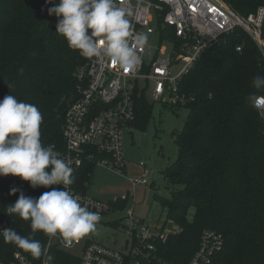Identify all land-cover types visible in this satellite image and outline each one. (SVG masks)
<instances>
[{"label": "trees", "instance_id": "16d2710c", "mask_svg": "<svg viewBox=\"0 0 264 264\" xmlns=\"http://www.w3.org/2000/svg\"><path fill=\"white\" fill-rule=\"evenodd\" d=\"M56 3L59 0H55ZM233 15L245 18L264 6V0H222ZM47 0H0V100L14 95L34 104L42 113L41 142L54 149L65 146L63 129L68 109L79 97L78 69L90 58L68 47L56 32L58 18L49 15ZM168 38L176 42L172 32ZM241 48V51H237ZM264 76V59L256 44L236 29L225 40L206 50L183 78L180 89L187 100L188 117L175 135L176 162L163 172L170 198H156L166 211L171 234L157 244L156 264H188L197 252L204 231L222 237V248L212 264H264V120L247 102L253 77ZM264 95V92L258 93ZM136 118L130 127L145 131L153 104L145 92L136 95ZM96 168L86 164L72 180L73 188L87 193L86 184ZM38 198L49 187L32 188L19 176H0V224L41 242L49 235L33 233L30 220L5 211L20 195ZM113 204V203H111ZM128 201L113 206L124 210ZM19 252H28L0 238V262L10 263ZM58 264L73 256L55 247Z\"/></svg>", "mask_w": 264, "mask_h": 264}, {"label": "built area", "instance_id": "2783aa9c", "mask_svg": "<svg viewBox=\"0 0 264 264\" xmlns=\"http://www.w3.org/2000/svg\"><path fill=\"white\" fill-rule=\"evenodd\" d=\"M117 3L127 7L131 13L128 19L134 34H153L155 31L151 24L157 17L161 24V42L170 43L173 51L168 55L162 45L156 52L150 51L147 44L138 50L141 63L132 72L97 58H90L78 69L75 76L80 85L79 97L67 111L63 129L65 146L54 149L72 167V180L86 164L101 166L125 176L127 163L123 134L136 118V95L145 92L153 102L165 106L184 105L187 98L180 89L183 78L206 50L224 41L236 29L244 31L251 38L264 59V6L242 18L230 13L222 0H117ZM169 32H172L176 42L170 41ZM237 51H241V48H237ZM139 166L143 174L130 180L133 187L149 184L150 170L143 162ZM66 187L79 198L82 206L99 213L97 225H102L108 214L119 210L113 206L114 203L119 200L129 202L133 197L129 191L114 202L104 203L88 193L78 192L72 184ZM49 188L63 189L64 186L53 185ZM169 225L165 226L163 222L151 226L130 214L124 218L122 225L127 240L120 250L87 240L78 255L72 251L82 243L81 239L74 241L71 247H65L61 236L55 234L49 235L39 261H30L16 252L7 264H58L53 252L55 247L73 256L70 264H156L157 244L164 243L171 234ZM107 226L117 228L118 225ZM0 229H3L1 224ZM0 238L3 236L0 235ZM222 244L220 235L204 231L198 250L188 264H212Z\"/></svg>", "mask_w": 264, "mask_h": 264}, {"label": "clouds", "instance_id": "9594fccd", "mask_svg": "<svg viewBox=\"0 0 264 264\" xmlns=\"http://www.w3.org/2000/svg\"><path fill=\"white\" fill-rule=\"evenodd\" d=\"M47 3L54 4L48 13L58 18L56 32L82 57L105 60L126 72L135 71L140 65L138 50L148 44L149 36L134 34L128 19L131 13L117 0H59L58 3L47 0ZM252 86L256 91L248 95L247 102L264 120V95L258 94L264 92V76L253 77ZM42 120V113L34 104L18 101L12 94L0 100V176H19L34 189L64 186L52 188L38 198L26 196L13 187L10 194L19 191L20 195L14 204L7 206L5 213L30 220L33 233L39 230L48 235L59 234L64 246L71 247L74 241L96 230L100 215L82 206L79 198L67 190L66 186L73 182V169L60 158L54 146L42 144ZM0 235L5 243L14 244L33 258L41 257L40 241L21 236L11 227L0 229Z\"/></svg>", "mask_w": 264, "mask_h": 264}, {"label": "rangeland", "instance_id": "374dc122", "mask_svg": "<svg viewBox=\"0 0 264 264\" xmlns=\"http://www.w3.org/2000/svg\"><path fill=\"white\" fill-rule=\"evenodd\" d=\"M160 22L155 17L151 24L153 34H149L148 48L157 51L160 45L165 47L167 54L173 51V46L167 41L161 42ZM180 66H178L179 68ZM147 99L153 104V112L145 131L129 127L124 130L123 149L127 163L126 175L119 176L106 168L96 166L92 179L87 186V193L104 203L114 202L118 198L131 192L133 197L124 210H118L107 215L102 225H97L96 230L81 239V244L76 246L72 253L81 254L83 244L87 240H95L115 249H121L127 240L122 232L124 218L133 214L136 218L145 220L149 225H161L166 219L164 211L155 195L161 198H170L171 192L163 172L171 167L178 158V147L175 144V135L179 134L188 117L185 108H171L161 103L152 101L150 95ZM151 174L147 186H132L130 180L140 178L143 169L141 163ZM117 224V228L107 226Z\"/></svg>", "mask_w": 264, "mask_h": 264}, {"label": "crops", "instance_id": "0c3cea01", "mask_svg": "<svg viewBox=\"0 0 264 264\" xmlns=\"http://www.w3.org/2000/svg\"><path fill=\"white\" fill-rule=\"evenodd\" d=\"M92 241H95V240H92ZM98 242V241H97ZM100 243H102V242H100ZM102 244H104V243H102ZM123 247V246H122Z\"/></svg>", "mask_w": 264, "mask_h": 264}]
</instances>
